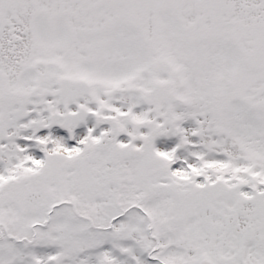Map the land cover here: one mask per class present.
I'll use <instances>...</instances> for the list:
<instances>
[{
	"label": "snow or ice",
	"instance_id": "snow-or-ice-1",
	"mask_svg": "<svg viewBox=\"0 0 264 264\" xmlns=\"http://www.w3.org/2000/svg\"><path fill=\"white\" fill-rule=\"evenodd\" d=\"M0 264H264V0H0Z\"/></svg>",
	"mask_w": 264,
	"mask_h": 264
}]
</instances>
